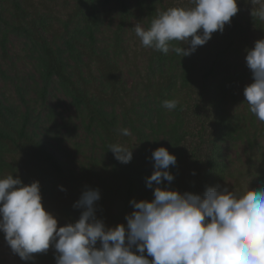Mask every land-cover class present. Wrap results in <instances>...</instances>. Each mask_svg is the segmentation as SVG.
Returning <instances> with one entry per match:
<instances>
[{"label":"trees","instance_id":"trees-1","mask_svg":"<svg viewBox=\"0 0 264 264\" xmlns=\"http://www.w3.org/2000/svg\"><path fill=\"white\" fill-rule=\"evenodd\" d=\"M131 1L75 0L72 13L65 19H60L52 13H40L38 17L29 18V13L32 12L27 7V0H0L1 56H9L10 36L16 34L24 39L28 57L35 68V73L29 72L17 80L18 104L9 102L6 94L0 91V179L13 175V178L19 177L25 185L39 181L42 205L46 209L48 198L55 199L61 195V183L69 188L71 196L75 186L87 181L95 173L94 167L101 165L111 172L110 180L116 187L113 196L120 199L117 215L112 217L95 213L109 228L119 224L127 226L126 216L134 210L130 201H151L154 198L153 189L146 186V178L155 170L152 152L159 147H165L170 154L175 155L177 161L175 166L170 165L168 169L174 175V180L170 184L163 181L160 187L183 193L185 182L182 172L183 167L188 165L184 143L193 135L184 117V102H179L174 93L179 80L187 90L196 81L197 75L192 72L194 65L189 62L188 56L181 58L171 50L164 54L153 49L150 67L156 64L157 69L153 70L149 79L148 94H152V99L150 102L127 103L129 92L120 73L119 60L124 52L121 39L126 28L131 26L133 17L134 7ZM135 1L140 11V20L147 29L153 19L169 9L161 5V0ZM114 2L119 18L113 33L115 40L109 45H103L98 33L104 24L105 9L100 5L108 6ZM231 23L230 26L225 25L222 33L214 32L210 39L216 38L220 46L226 42L225 47L219 51V56L223 49L229 50L235 43L236 34L242 37L247 34L237 13L231 18ZM173 46L184 45L173 42ZM179 62L181 63L178 64ZM155 71L159 73L156 80L153 79ZM0 74L5 77L1 66ZM97 75L100 86L93 91L87 84L90 80H95ZM242 75L243 73H236L235 70L233 73L229 72L225 76L226 82L214 83L213 88L223 94L228 89L234 93L235 85L239 82L238 79L243 78ZM53 91L61 92L70 100L75 108L76 118L80 119L87 135L92 134L91 149L96 155L88 164L80 163L78 166L77 161L63 147L62 128L69 129L70 125L63 118L64 113L60 111L59 103L49 105ZM31 93H35L34 97ZM216 96L218 93L213 96L212 102L218 109L217 118L227 130L221 133V137L236 139L235 130L240 125L226 118L222 110L223 100H216ZM165 100H177V108L169 110L163 107ZM39 107L44 108V114ZM58 118H62L63 122L58 123ZM256 118L251 113L250 121L253 124ZM124 128L136 136L139 150L138 154L132 152L133 158L127 164L117 161L108 147L118 143L129 149L133 148L130 135L123 136L119 131ZM250 143L252 144L251 140ZM211 150L217 152L218 158L212 161L210 159V165L216 166L223 178L228 173L229 166L224 162L220 150L215 147ZM194 163L192 161V166L196 168ZM206 181L209 187H216L215 179H210L209 175L206 176ZM155 186L154 183L153 187ZM111 191L114 189L111 188ZM82 211L74 206L67 207V224L77 222ZM106 219H114V225H110ZM56 255L58 253L52 245L46 253L33 254L32 261L38 264H56ZM145 255L147 256L146 252ZM148 259L151 260L152 257Z\"/></svg>","mask_w":264,"mask_h":264},{"label":"clouds","instance_id":"clouds-1","mask_svg":"<svg viewBox=\"0 0 264 264\" xmlns=\"http://www.w3.org/2000/svg\"><path fill=\"white\" fill-rule=\"evenodd\" d=\"M191 3L194 7L167 9L147 30L134 26L142 45L164 54L171 50L181 58L189 56L214 32L222 33L239 11L237 0ZM251 3L259 4L252 16L264 20V0ZM173 42L184 46H173ZM246 53L253 82L244 89L245 101L264 122V39ZM177 105V100L163 102L169 110ZM119 131L130 135L127 128ZM108 147L120 163L133 158L132 149L122 144ZM152 159L155 170L146 178V186L153 189L154 198L130 201L134 210L126 216L127 226L106 227L95 214L100 192L88 188L73 205L83 209L78 221L58 227L55 216L42 205L39 181L25 185L19 177L8 175L0 179V231L13 253L25 261L54 245L56 264H264V187L239 198L227 187H207L202 195L181 193L160 187L163 181L174 180L168 169L176 165L175 155L159 147Z\"/></svg>","mask_w":264,"mask_h":264},{"label":"rangeland","instance_id":"rangeland-1","mask_svg":"<svg viewBox=\"0 0 264 264\" xmlns=\"http://www.w3.org/2000/svg\"><path fill=\"white\" fill-rule=\"evenodd\" d=\"M27 3L29 11L32 12L29 13V18L38 17L40 13H52L60 19H65L72 13L75 0H27ZM161 3L162 6L168 8L194 7L191 0H161ZM131 4L134 7L131 26L126 28L121 39V47L124 52L119 60L120 73L123 81L127 83L126 86L129 92L127 93V95L129 94L127 103L150 102L152 99L150 95L152 94H148L149 79L157 66L153 64L150 67L153 48L144 47L140 38L135 34L134 26L139 25L145 30H147V27L140 20V11L136 7V1L132 0ZM100 6L105 9V20L98 36L101 44L109 45L115 40L113 33L119 20L117 5L114 2L108 6ZM253 7H259V4L253 5L251 0L238 1V19L242 26L247 29V34L244 37L236 34L235 43L229 50L223 49L221 56H219V51L225 47L226 42L220 46L217 39L213 37V40H208L204 45L198 46L188 56L189 62L194 65L192 72L197 75L195 83L187 90L185 85L181 84V80L177 82L174 93L179 102H184V117L193 133L184 143L186 146L185 159L188 165L183 167L182 172L185 182L183 192L202 195L209 187L206 181L207 175L210 179H215L216 187L221 189L227 187L238 198L245 195L247 191H255L260 187H264V122L257 118L255 124L250 121L251 111L244 97L245 87L253 82L251 70L246 63V49H252L256 41L264 39V20L252 16ZM227 24L230 26L232 23L230 21ZM198 31L202 34L201 30ZM185 47L189 46L185 45ZM8 55V57H2L0 54V66L5 73V77L0 74V91L6 94L9 102L18 104L20 101L17 95V80L29 72L35 73V68L32 60L28 57L27 45L24 39L16 34L10 36ZM216 60L217 62H215ZM211 69H213V72H211ZM234 70L236 73L237 71L243 73V78L238 79L239 82L235 85V92L231 93L229 89L225 94L216 92L213 88L214 83L226 82L225 76L229 72L233 73ZM158 75L159 73L155 71L153 79L156 80ZM98 77L99 75L87 84V86L92 87L93 91H96V88L100 86ZM30 83H32L31 80ZM216 93H218V96L215 99L223 100L224 108L222 110L226 118L231 120L232 123L237 122L240 125V128L235 130L236 139H222L221 137V133L227 130L218 121V109L216 110V105L214 106L212 102ZM34 94L31 93V96L34 97ZM56 102L60 105V111L64 113L63 118L70 125L69 129L67 127L62 128L64 133L63 147L71 154L70 157L77 161L78 166L80 163H90L96 155L91 149L92 134L87 135L80 119L76 118L75 108L70 100L61 92L53 91L49 105L53 106ZM39 109H41L42 114L45 113L43 107H39ZM57 121L58 123L63 122L62 118H58ZM241 133L242 135H240ZM129 138L133 144L132 152L138 154L136 136L130 134ZM212 147L220 150L222 157L225 159L224 162L229 166L228 173L223 178L218 173V168L210 165V159L212 161L218 158L217 152L211 150ZM192 161H195L196 168L192 166ZM94 171L95 173L87 181L84 180L80 185L75 186L71 196L69 188L61 183L65 191L60 192L61 195L55 199H47L46 209L55 216L58 227L67 225L69 219L65 218L67 217L66 208L73 206L80 199L83 191L88 188L98 189L100 192V199L95 203L96 214L111 215L112 217L117 215L120 199L113 196L116 187L113 185L114 182L110 180L111 172L102 168L101 165L95 166ZM111 188L114 189L113 192ZM106 221L110 225H114L112 222L114 219H106ZM99 243L98 241L97 248L100 247ZM133 251H135V248H133ZM0 264L38 263L32 260H22L18 254L13 253L5 240V234L0 231Z\"/></svg>","mask_w":264,"mask_h":264}]
</instances>
